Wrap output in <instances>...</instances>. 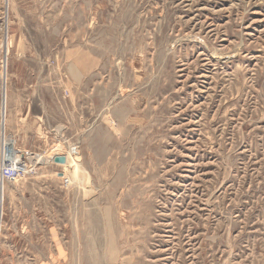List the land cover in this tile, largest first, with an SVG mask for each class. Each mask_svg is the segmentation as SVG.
Segmentation results:
<instances>
[{
	"label": "rangeland",
	"instance_id": "rangeland-1",
	"mask_svg": "<svg viewBox=\"0 0 264 264\" xmlns=\"http://www.w3.org/2000/svg\"><path fill=\"white\" fill-rule=\"evenodd\" d=\"M0 264H264V0H0Z\"/></svg>",
	"mask_w": 264,
	"mask_h": 264
},
{
	"label": "built area",
	"instance_id": "built-area-1",
	"mask_svg": "<svg viewBox=\"0 0 264 264\" xmlns=\"http://www.w3.org/2000/svg\"><path fill=\"white\" fill-rule=\"evenodd\" d=\"M15 173L17 172L14 169H3L2 170V176L3 178H6V179L12 178V176H14Z\"/></svg>",
	"mask_w": 264,
	"mask_h": 264
},
{
	"label": "bare ground",
	"instance_id": "bare-ground-1",
	"mask_svg": "<svg viewBox=\"0 0 264 264\" xmlns=\"http://www.w3.org/2000/svg\"><path fill=\"white\" fill-rule=\"evenodd\" d=\"M7 146H10V145L8 144ZM7 146H6V147H7ZM17 152H18V151H17ZM17 152H16L15 149H14L13 152H12V154L14 153L13 155L15 156L16 160H18V158L21 157V155L17 156ZM18 154H19V153H18ZM10 156H11L10 154L7 155L8 158H9ZM6 161H7V159L4 160V162H6Z\"/></svg>",
	"mask_w": 264,
	"mask_h": 264
}]
</instances>
